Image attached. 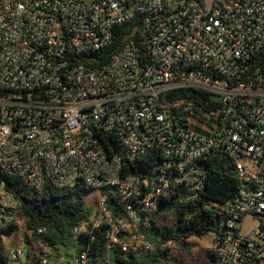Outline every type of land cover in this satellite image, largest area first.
<instances>
[{
  "label": "built area",
  "instance_id": "1",
  "mask_svg": "<svg viewBox=\"0 0 264 264\" xmlns=\"http://www.w3.org/2000/svg\"><path fill=\"white\" fill-rule=\"evenodd\" d=\"M214 159L239 187L215 264H264V0H0V225L18 207L7 178L81 183L100 197L74 238L106 227L108 250L143 256L142 216L200 200ZM43 248L40 264L88 261Z\"/></svg>",
  "mask_w": 264,
  "mask_h": 264
},
{
  "label": "trees",
  "instance_id": "2",
  "mask_svg": "<svg viewBox=\"0 0 264 264\" xmlns=\"http://www.w3.org/2000/svg\"><path fill=\"white\" fill-rule=\"evenodd\" d=\"M124 28L125 26L121 27L120 35L107 48V60L122 41ZM181 94L186 98L199 95L196 92H174L169 96L176 98ZM144 165L138 157L136 161L129 162L128 170L130 173L143 171ZM207 168L206 187L200 200L183 202L181 197L175 196L159 202L157 209L146 219L142 216L140 231L154 244V251L143 256L134 252H123L119 247L108 250L106 227L98 229L93 235L74 238L75 229L93 215L85 202L87 194L92 191L89 187L78 183L70 188L46 185L42 190H35L18 180L7 178V188L15 195L18 207L11 220L0 226V264H11L12 252L4 247V237L18 229L19 221H22L26 231L24 244L27 247L24 251L28 264H40L41 252H33V245L48 248L56 256L64 254L68 260L86 253L87 264H177V260L172 262L170 252L173 248L188 250L189 239L215 233L214 244L217 245L221 241L223 232L221 234L219 229L223 218L222 207L233 200L239 190L230 163L226 160L219 162L214 159ZM54 189L59 191L55 193ZM132 206L136 211L141 207L139 202H133ZM107 207L115 218L124 214L123 205L114 199L107 202ZM216 207L221 210L217 211ZM167 215L172 217V223L162 225L160 218ZM16 249L18 248L14 251ZM211 255L215 262V253Z\"/></svg>",
  "mask_w": 264,
  "mask_h": 264
},
{
  "label": "rangeland",
  "instance_id": "3",
  "mask_svg": "<svg viewBox=\"0 0 264 264\" xmlns=\"http://www.w3.org/2000/svg\"><path fill=\"white\" fill-rule=\"evenodd\" d=\"M58 189H54V192H58ZM100 197V192L97 190L90 191L86 196V207L89 208L94 214L98 209V199ZM217 208V207H216ZM221 210L217 208V211ZM221 214V213H220ZM222 215V214H221ZM18 229L10 232L9 236L4 237V247L9 252H14V249L22 248L24 250L27 247L24 244V239L26 236V231L22 221H19ZM160 223L162 225H171L172 217L170 215L162 216L160 218ZM1 226V225H0ZM224 230V216L220 223L219 232L222 234ZM216 238L215 233H209L204 237H195L188 240V250L180 251L176 248H173L170 252V258L172 262L177 260V264H215L212 253L217 249V245L214 244V239ZM43 247L37 245L31 246V250L37 254L43 252ZM25 252V251H24ZM54 255V254H53ZM41 256V254L39 255ZM27 257L24 254L23 260L19 261L18 264H28ZM11 264H17V262L11 261ZM174 264V263H168Z\"/></svg>",
  "mask_w": 264,
  "mask_h": 264
}]
</instances>
